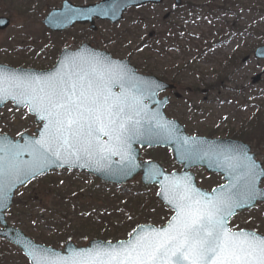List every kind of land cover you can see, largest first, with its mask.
I'll return each instance as SVG.
<instances>
[{
	"label": "rangeland",
	"instance_id": "obj_1",
	"mask_svg": "<svg viewBox=\"0 0 264 264\" xmlns=\"http://www.w3.org/2000/svg\"><path fill=\"white\" fill-rule=\"evenodd\" d=\"M62 1L0 0V16L11 21L8 29L0 31V63L38 70L53 68L57 58L51 56H58L67 40L69 47L73 36L90 38L89 31L82 27L61 36L44 35L42 21ZM183 2L186 7L176 13L171 0L159 7L133 10L128 15L130 26L126 23L116 28L124 38L118 42V50L128 47L123 54L133 64L176 85L178 97L171 99L167 117L179 121L191 135L247 143L264 167V60L253 56L258 46H264V15L259 12L264 10V0ZM168 12L172 15L165 20ZM101 29L100 38L110 31ZM46 38L53 42L45 43ZM256 76L262 79L254 84ZM37 128L34 117L26 110L10 104L0 111V134L17 139L22 134L34 135ZM144 158L163 163L169 172L181 171L166 150L148 151ZM191 171L200 187L211 190L223 184L221 176L209 175L202 168ZM261 186L264 189V180ZM157 192V187L143 186L139 178L119 187L95 182L89 176L55 171L18 190L7 222L37 243L56 244L52 246L60 250L70 240L77 245L100 238L110 242L125 240L135 226L160 227L172 216L173 212L157 200ZM60 195L69 205L59 206L62 213L57 215L54 204ZM106 198L132 203L109 223L107 231L92 211L97 206L105 207L102 201ZM85 218L92 220L86 223ZM61 219L63 228L57 225ZM230 224L233 230H254L264 236V203L238 214ZM82 235L89 238L80 239ZM0 264L29 262L18 249L0 240Z\"/></svg>",
	"mask_w": 264,
	"mask_h": 264
},
{
	"label": "water",
	"instance_id": "obj_2",
	"mask_svg": "<svg viewBox=\"0 0 264 264\" xmlns=\"http://www.w3.org/2000/svg\"><path fill=\"white\" fill-rule=\"evenodd\" d=\"M162 1L104 0L99 4L86 7H73L69 3H64V7L50 13L43 24L53 31L61 32L76 23L92 22L94 18L116 23L122 19L123 13L131 7H140L149 3L160 4ZM176 4L181 5V1L176 0ZM9 25L10 21L8 19L0 18V30L7 29ZM255 57L264 59V47H259L256 50ZM93 58L127 73L128 78L123 89L119 84H115L101 86L98 91L101 92L102 96L108 98L109 103L116 102L114 98L121 97L123 93L128 98V104L132 105L129 114L140 121V131L127 142L126 147L117 148L118 142L115 139V133L111 138L105 134L106 131H110L115 127L109 125L108 119L105 117L103 125H94L97 131L88 137L94 144L101 146L98 154L87 155L84 152H77L74 148H59L56 157H52L48 163L38 166L32 151V142L47 139L45 126L48 124V120L41 119L40 114L30 109L27 99L20 95L22 88L18 86L17 81L31 79L45 81L50 78H63L69 84H76L77 91H79L81 85L86 82L84 73L91 70L89 62ZM0 72L4 76L2 85L4 92L0 95V109L7 103L12 102L15 108L27 109L30 115L35 116L36 124L40 125V128L35 131L37 136L34 137L23 134L18 140H14L9 135H0V157L4 159L6 164L5 174L0 176V186L5 189L3 193H0V238L19 248L29 259L30 264H35L34 254L45 256L51 264H70L72 260H86L89 258V254L95 255L100 251H119L122 244L135 245L141 238L154 240L157 233H161L163 236L164 230L169 229V226L175 223L177 207L174 197L176 196L187 195L202 202L229 195L242 199L244 187L243 181L239 177L241 175L240 164L244 162L243 156L245 154L249 161L256 165V171L260 173L254 185L256 192L260 195H257L251 201L244 200L242 206L235 207L232 214L226 216L225 227L230 232H237L232 231L230 220L238 213L253 209L258 202H264V189L261 187L264 180V168L261 162L255 160V155L251 154V147L241 141L232 139L188 136L179 122L165 117L164 108L168 103V99L158 100L159 93L172 89V87L157 78L138 75L136 69L126 61H114L103 53L93 51L88 47H82L74 52H62L57 66L51 71L39 72L13 69L0 65ZM259 80L260 76H257L253 82L257 83ZM35 86L33 85V87ZM116 89H119V92H116ZM133 97L139 100L138 105L135 104ZM155 105L156 107L153 108ZM137 147L170 148L175 161L184 166L183 172L168 174L159 163L140 161V152ZM14 152L19 153L15 160L12 159ZM18 163L21 164L22 168L31 169L38 166L39 170L34 175H21L19 179H16L13 165ZM196 167L205 168L209 174L222 175L225 184L213 189L211 192L199 188L194 174L188 172L189 169ZM60 169L86 172L102 182L116 185H124L141 175L144 186L155 185L159 187L157 199L175 213L163 227L139 226L126 241L108 243L102 240H94L89 242L87 247H77L73 242H68L63 251L37 245L21 230L8 225L5 212L12 208L15 191L18 188L24 187L41 175ZM10 180L11 186L9 187ZM242 231L251 232L257 237L264 238L251 230ZM34 249L44 251L34 253Z\"/></svg>",
	"mask_w": 264,
	"mask_h": 264
},
{
	"label": "snow or ice",
	"instance_id": "obj_3",
	"mask_svg": "<svg viewBox=\"0 0 264 264\" xmlns=\"http://www.w3.org/2000/svg\"><path fill=\"white\" fill-rule=\"evenodd\" d=\"M89 66L91 70L84 73L86 82L79 91L76 84H69L63 78L17 81L22 88L20 95L27 99L30 109L40 114L41 119L48 120L45 126L47 139L32 142L38 166L56 157L59 148H74L87 155L98 154L101 146L88 137L97 131L94 125H103L105 117L109 125L115 126L105 134L111 138L115 133L117 148L126 147L127 142L140 131V121L129 114L132 105L128 104L123 93L121 97L114 98L116 102L109 103L108 98L98 91L101 86L115 84L123 89L127 73L95 58ZM3 83L4 76L0 72V95L4 92ZM133 100L139 104L135 97ZM18 155L14 152L12 159ZM243 161L239 177L244 187L242 199L229 195L202 202L187 195L176 196L175 223L164 230L163 236L157 233L154 240L141 238L135 245L122 244L119 251H100L95 255L89 254L86 260H72L70 264H264V238L251 232H230L224 223L235 207L260 195L254 187L260 173L246 154ZM38 166L27 169L20 163L14 164L15 178L34 175L39 170ZM5 171L6 164L0 157V176ZM4 191L0 186V193ZM40 251L44 250L34 249V253ZM33 259L35 264H51L45 256L34 254Z\"/></svg>",
	"mask_w": 264,
	"mask_h": 264
},
{
	"label": "flooded vegetation",
	"instance_id": "obj_4",
	"mask_svg": "<svg viewBox=\"0 0 264 264\" xmlns=\"http://www.w3.org/2000/svg\"><path fill=\"white\" fill-rule=\"evenodd\" d=\"M99 1H101V0H92V1H88V2L86 0V3H85L84 0H63L61 4L63 5L64 3H72L74 6H84L86 4H94V3H97ZM28 2H30V0H28ZM80 2H82V3H80ZM153 7H154V5H146V6L142 7V8L144 9V8H153ZM26 11H29V7H27ZM132 11H133V9L126 10L124 15H123L122 20H120L118 23H113L111 21L96 20L94 25H93V27H92L91 23L74 25L73 28L82 27V28H85L86 30H88L90 38H86L85 37L86 35L84 37H82V38H79L77 36H73L71 38L73 43L68 47L67 45L70 44V42L67 40L66 43L64 44L63 49L74 50V49H77L78 47H80L83 44H88L91 47H93L94 49H98V50H101V51L109 52L115 59L128 60L126 57L129 58V56H125L123 54V52H125V49H128V47H124L125 49L121 48V51L118 50L120 46H117V44H118V42L123 41L124 38H123V34L118 32L116 30V28H121V26H123L126 23H128L129 26H130L131 21L128 19V15ZM103 27H105L107 29H110V31L106 32L107 31V29H106V31H105L106 33L102 35V38H100L99 37L100 29L101 28L103 29ZM72 29L66 30V31H64L62 33H58V36H61L59 34L64 35V34H66L67 32H69ZM112 29H113V31H112ZM111 32H113V33L111 34ZM108 33H110V34H108ZM58 52H59V50H58ZM53 56H57L56 53L51 56V59L53 58ZM133 65L136 67L138 72L140 74H142V75H146V76L154 75L153 73L145 71L143 68L139 67L138 65H135V64H133ZM160 79L165 81V82H167L166 80H164L162 78H160ZM167 83L171 84V82H167ZM173 85L176 87L175 84H173ZM165 96L169 97V104H168L167 108H169L170 104L172 103L171 99L173 97H178V95H177L175 90L167 91L166 93L162 94L160 96V98H163ZM144 152H147V151L145 150Z\"/></svg>",
	"mask_w": 264,
	"mask_h": 264
},
{
	"label": "trees",
	"instance_id": "obj_5",
	"mask_svg": "<svg viewBox=\"0 0 264 264\" xmlns=\"http://www.w3.org/2000/svg\"><path fill=\"white\" fill-rule=\"evenodd\" d=\"M260 13L262 12V15H264V10H260L259 11ZM258 117H260V116H258ZM255 125H256V128H258L259 126H260V121H259V126H258V124L257 123H255ZM76 174H79L80 176H81V178H82V176L83 177H86L85 175H83V174H80V173H77V172H75ZM93 181H95V182H97V180H95V179H93V178H91ZM101 184V183H100ZM64 198L65 197H63L62 195H60L59 196V198L58 199H60L59 200V202L58 203H56V204H54L55 205V208H58L59 206H67V205H69L67 202H65L64 201ZM107 200L106 201H102V205H105V207H99V206H97L95 209H93L92 211H94V213H97V217H98V220L100 221V223H103V224H105V231H107V227H108V225H109V223H111L116 217L117 218H119L120 216H121V213L122 212H124V210H126V209H128V207L130 206V204H132L130 201H127V200H123V203L121 202V200L120 201H113V200H111V199H109V198H106ZM109 203V204H108ZM116 205H120L119 207H117ZM132 207V206H131ZM78 208V207H77ZM54 211H55V213L57 214V215H61V213H62V210H59V208H58V210H55L54 209ZM67 214H69L68 212H66ZM92 213V212H91ZM95 215V214H94ZM90 220H92V219H89V218H85L84 219V222H86V223H89V221ZM52 221V220H51ZM62 221H64V220H62L61 219V221H60V223L59 224H57V225H59V227H61V228H63V226H62ZM58 227V228H59ZM57 234H60V232H57ZM99 234L100 233H98L97 235H95V236H99ZM102 235H105V238H107L108 236V234H106V232H104ZM88 235H82V236H80V239H82V237H84L83 239L84 240H87L89 237H87ZM102 237V236H101ZM98 238V237H97ZM104 238V237H103ZM101 239V238H100ZM52 245H56V244H52Z\"/></svg>",
	"mask_w": 264,
	"mask_h": 264
}]
</instances>
